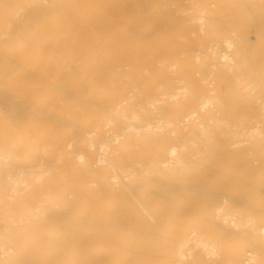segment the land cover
Returning <instances> with one entry per match:
<instances>
[{
  "label": "bare ground",
  "instance_id": "bare-ground-1",
  "mask_svg": "<svg viewBox=\"0 0 264 264\" xmlns=\"http://www.w3.org/2000/svg\"><path fill=\"white\" fill-rule=\"evenodd\" d=\"M0 264H264V0H0Z\"/></svg>",
  "mask_w": 264,
  "mask_h": 264
},
{
  "label": "rangeland",
  "instance_id": "rangeland-1",
  "mask_svg": "<svg viewBox=\"0 0 264 264\" xmlns=\"http://www.w3.org/2000/svg\"><path fill=\"white\" fill-rule=\"evenodd\" d=\"M32 126V125H31Z\"/></svg>",
  "mask_w": 264,
  "mask_h": 264
}]
</instances>
